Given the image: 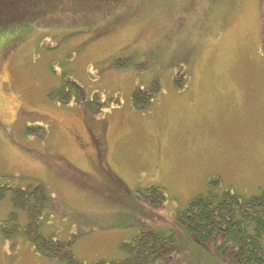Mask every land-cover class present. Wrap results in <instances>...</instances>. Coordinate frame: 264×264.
Listing matches in <instances>:
<instances>
[{
	"label": "rangeland",
	"instance_id": "rangeland-1",
	"mask_svg": "<svg viewBox=\"0 0 264 264\" xmlns=\"http://www.w3.org/2000/svg\"><path fill=\"white\" fill-rule=\"evenodd\" d=\"M17 6L0 5V174L55 198L42 232L73 239L83 264L121 258L119 243L141 227L178 237L168 264H228L188 242L175 217L211 176L242 196L264 189V0ZM121 57L137 66L116 70ZM63 73L98 94L96 115L48 100ZM156 73L158 99L134 110L132 89ZM39 126L43 138L22 132ZM150 186L164 189L163 208L141 200ZM9 211L0 201V223ZM0 264L55 263L0 234Z\"/></svg>",
	"mask_w": 264,
	"mask_h": 264
},
{
	"label": "trees",
	"instance_id": "trees-1",
	"mask_svg": "<svg viewBox=\"0 0 264 264\" xmlns=\"http://www.w3.org/2000/svg\"><path fill=\"white\" fill-rule=\"evenodd\" d=\"M32 1L0 0V5L16 9L17 4L29 7ZM25 2L28 4H23ZM40 2L45 7L52 6V0ZM7 14L3 13L0 21H5ZM130 64L135 65L121 57L114 58L112 66L116 70H124ZM159 75L156 73L146 86L132 89L130 103L134 110L150 109L158 99L162 91ZM185 80L173 81L174 88L185 87ZM46 96L61 106L76 104L86 115H96L105 105L99 103L97 93L88 96L66 73L61 75L58 85L47 91ZM109 100L115 103L113 98ZM22 132L26 136L40 138L47 134L41 126L24 127ZM12 179V176L0 174V201L7 199L10 204L6 219L0 223L2 237L20 236L38 256L52 263L83 264L72 251L73 239L61 241L53 234L42 232L46 212L56 210L55 198L43 183L31 180L20 186ZM137 193L146 205L163 208L166 199L163 188L150 186ZM21 216H24L23 223ZM175 219L188 237V242L196 248L210 250L215 256L224 257L228 264H264V189L256 195L242 196L223 187L218 176H211L205 189L177 210ZM178 242L174 233L141 227L136 234L119 243L121 258L99 259L90 264H168L174 258L173 253L179 250Z\"/></svg>",
	"mask_w": 264,
	"mask_h": 264
}]
</instances>
